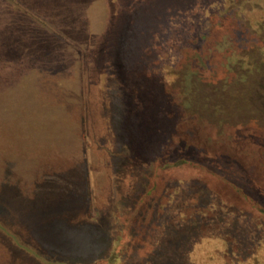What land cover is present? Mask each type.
I'll list each match as a JSON object with an SVG mask.
<instances>
[{"label": "rangeland", "instance_id": "obj_1", "mask_svg": "<svg viewBox=\"0 0 264 264\" xmlns=\"http://www.w3.org/2000/svg\"><path fill=\"white\" fill-rule=\"evenodd\" d=\"M203 2L0 0V264H264V0Z\"/></svg>", "mask_w": 264, "mask_h": 264}, {"label": "trees", "instance_id": "obj_2", "mask_svg": "<svg viewBox=\"0 0 264 264\" xmlns=\"http://www.w3.org/2000/svg\"><path fill=\"white\" fill-rule=\"evenodd\" d=\"M219 3H220L219 0H204V2L201 3V7L204 9V11H207L208 10V12H210L211 10L208 9L209 8L208 6H210L211 9L214 6L213 9H215V8H217L220 5ZM261 27L262 26H260L256 30V32L251 31L247 27H245L244 31L247 32V33L250 32L251 35L253 34L252 37L250 38V41H251V43L252 42L254 43V45L256 46V48H258V46L260 45L259 47H261L262 50H264V35L262 37V35H261L262 34V29H260ZM255 37H257V38L259 37L257 42H254V38ZM203 39L204 38H202L201 40L203 41ZM202 41H200V42H202ZM245 43H249V42H245ZM218 46H219V49H221V46H224V45L221 44V45H218ZM194 58H195V62L197 64L198 63H201L202 64V62L204 63V60L201 59V57L198 55V52H195ZM240 66H241L240 64H237V67L235 65V68L229 66L227 68V70L229 72L235 73L239 69ZM258 66H259V64H252V66L250 68H248V70H249V72H250L251 75L252 74H256V73H260V70L262 68H258ZM262 74L264 75V69H263L261 75ZM240 79H245V76L244 75H241L240 76ZM238 81L240 82V80H238ZM233 85H235V84H233ZM222 96L223 95H220V97L218 98V100H215V102L213 103V105L210 104L209 97H207L203 101L202 106H204V105L209 106L212 109V113L213 114L220 113L222 111V108L224 107L223 104H222V101L223 100H221ZM183 164L185 166H188V167H192V168H195V169H200L201 171L205 172L206 174H209L211 176H217L220 179L225 180L224 178H222L221 176H219V174L216 172V170L211 165H209V164H203V165H201V164L195 163V165H194V164H192L190 162L189 163H183ZM225 182H226V180H225ZM236 191L239 193V195L242 197V199L246 202L247 205H250L252 207V209H256L260 214H262L264 216V208H262L261 206H258L256 204V202L253 200V198L247 192H245L241 188H238V190H236Z\"/></svg>", "mask_w": 264, "mask_h": 264}]
</instances>
